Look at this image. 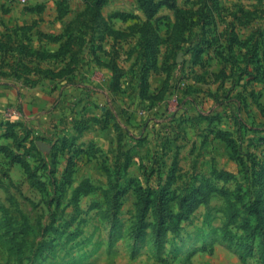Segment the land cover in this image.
<instances>
[{
	"label": "rangeland",
	"instance_id": "1",
	"mask_svg": "<svg viewBox=\"0 0 264 264\" xmlns=\"http://www.w3.org/2000/svg\"><path fill=\"white\" fill-rule=\"evenodd\" d=\"M206 259L264 264V0H0V264Z\"/></svg>",
	"mask_w": 264,
	"mask_h": 264
},
{
	"label": "crops",
	"instance_id": "2",
	"mask_svg": "<svg viewBox=\"0 0 264 264\" xmlns=\"http://www.w3.org/2000/svg\"><path fill=\"white\" fill-rule=\"evenodd\" d=\"M226 259V258H225ZM208 260V261H207ZM206 262H212L211 264H224V263H220V261H218L217 263H215L216 261L213 259L212 261H209V259L205 260ZM215 261V262H214ZM225 262V260L223 259L222 262Z\"/></svg>",
	"mask_w": 264,
	"mask_h": 264
},
{
	"label": "trees",
	"instance_id": "3",
	"mask_svg": "<svg viewBox=\"0 0 264 264\" xmlns=\"http://www.w3.org/2000/svg\"><path fill=\"white\" fill-rule=\"evenodd\" d=\"M3 150L5 151V153L7 154V155H10L11 153V151L8 149V148H3Z\"/></svg>",
	"mask_w": 264,
	"mask_h": 264
},
{
	"label": "built area",
	"instance_id": "4",
	"mask_svg": "<svg viewBox=\"0 0 264 264\" xmlns=\"http://www.w3.org/2000/svg\"><path fill=\"white\" fill-rule=\"evenodd\" d=\"M22 2H25L26 0H21Z\"/></svg>",
	"mask_w": 264,
	"mask_h": 264
}]
</instances>
